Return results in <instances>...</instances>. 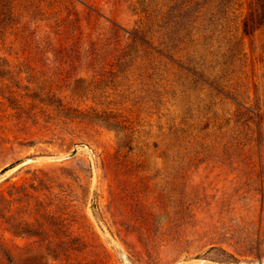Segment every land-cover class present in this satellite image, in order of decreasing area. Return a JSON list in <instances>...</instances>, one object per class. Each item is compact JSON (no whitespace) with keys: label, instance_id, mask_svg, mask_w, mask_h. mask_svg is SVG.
I'll return each mask as SVG.
<instances>
[{"label":"rangeland","instance_id":"rangeland-1","mask_svg":"<svg viewBox=\"0 0 264 264\" xmlns=\"http://www.w3.org/2000/svg\"><path fill=\"white\" fill-rule=\"evenodd\" d=\"M0 264H264V3L0 0Z\"/></svg>","mask_w":264,"mask_h":264},{"label":"trees","instance_id":"trees-1","mask_svg":"<svg viewBox=\"0 0 264 264\" xmlns=\"http://www.w3.org/2000/svg\"><path fill=\"white\" fill-rule=\"evenodd\" d=\"M264 0H258V5L260 4L263 7Z\"/></svg>","mask_w":264,"mask_h":264},{"label":"water","instance_id":"water-1","mask_svg":"<svg viewBox=\"0 0 264 264\" xmlns=\"http://www.w3.org/2000/svg\"><path fill=\"white\" fill-rule=\"evenodd\" d=\"M76 154V151H74L70 156H73V155H75Z\"/></svg>","mask_w":264,"mask_h":264}]
</instances>
